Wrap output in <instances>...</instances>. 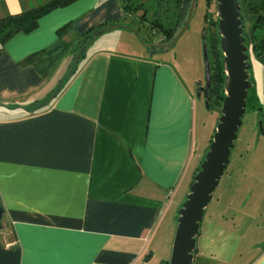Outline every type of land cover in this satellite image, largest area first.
Wrapping results in <instances>:
<instances>
[{"label": "crops", "instance_id": "obj_1", "mask_svg": "<svg viewBox=\"0 0 264 264\" xmlns=\"http://www.w3.org/2000/svg\"><path fill=\"white\" fill-rule=\"evenodd\" d=\"M48 1L0 0V19ZM144 5L74 0L4 44L0 264H146L157 233L166 254L171 250L177 210L202 160L195 137L200 83L169 46L153 49L121 35V44L97 47L116 40V31L133 34L127 22ZM70 22L76 33L113 25L94 36L60 88L59 61L47 76L21 61L53 46ZM245 264H264V243Z\"/></svg>", "mask_w": 264, "mask_h": 264}, {"label": "rangeland", "instance_id": "obj_2", "mask_svg": "<svg viewBox=\"0 0 264 264\" xmlns=\"http://www.w3.org/2000/svg\"><path fill=\"white\" fill-rule=\"evenodd\" d=\"M164 1L171 8H167L163 16L168 19L175 18L173 15L176 10L174 9L175 0ZM133 2H144L145 5L140 14L146 9L151 14V9L156 10L160 0H133ZM259 3V0H254L249 4L258 5ZM131 12L134 14L135 10ZM252 12L246 4L242 5L241 13L251 64L252 87L249 89L247 106L226 171L205 209L193 264H245L251 260L256 245L264 243V135L259 130V122L264 127V45H261L259 49H253L254 41L251 31L257 16L264 11L257 14ZM211 13L214 14L212 17L214 18L216 16L215 0H196L186 28L183 29L185 23L180 26L175 35L177 37L175 43L169 49L172 57L176 58L179 64L186 66L197 81L196 83L200 85L205 82L204 43L207 44L210 59L212 58L209 49L208 24L210 25V22H206L205 18L206 14L209 16ZM134 16L132 15L127 22V25L134 29L133 34L116 31L114 34L119 33V35L114 36V39L118 40L103 41L97 47L107 44L112 47L116 42L121 44V35H128L138 45L157 44L161 31L148 27L146 19L142 20L140 16L134 19ZM73 57V52L68 51L59 60L55 68L57 76L66 75ZM195 99L196 148L203 158L206 147L209 145L208 140L216 126L217 117L220 115L221 104L218 100H213L211 106L207 107L203 98L197 96ZM155 245V254L146 264H168L166 261L169 259L170 250L168 249L169 253L166 254L167 249H164L160 233H157L151 241L150 246Z\"/></svg>", "mask_w": 264, "mask_h": 264}, {"label": "water", "instance_id": "obj_3", "mask_svg": "<svg viewBox=\"0 0 264 264\" xmlns=\"http://www.w3.org/2000/svg\"><path fill=\"white\" fill-rule=\"evenodd\" d=\"M196 0H191L186 28L192 15ZM219 47L222 52L224 71L223 91L220 115L209 142L207 151L193 176L189 190L177 210L176 227L173 235L168 264H193L197 237L200 231L205 209L208 206L219 180L230 160L237 134L242 123L249 89L251 64L248 57V46L244 36L243 20L239 0H215ZM182 29V30H183ZM167 44H153L155 47H171L176 40ZM205 65L204 100L208 107V89L211 82V66L207 44H203ZM259 130L264 135V127L259 122ZM4 209L0 206V227Z\"/></svg>", "mask_w": 264, "mask_h": 264}, {"label": "trees", "instance_id": "obj_4", "mask_svg": "<svg viewBox=\"0 0 264 264\" xmlns=\"http://www.w3.org/2000/svg\"><path fill=\"white\" fill-rule=\"evenodd\" d=\"M74 0H51L45 4H42L38 7L26 10L16 15H8L0 19V52L4 47L6 41H8L13 35L18 32L28 33L35 29L38 25V21L41 17L49 13L50 11L65 6ZM175 0V18L168 19L167 17L163 16L165 11L168 10L167 8H171L165 1L160 0L158 9L154 10L149 17L146 15L147 11L141 14L140 18L146 19L149 26L152 29H159L161 31V35L163 38L160 40L161 44H167L174 41L175 35L182 24L185 23L189 6L191 1L187 0ZM190 1V2H189ZM254 2V0H239L240 2V10L242 11V5L246 4L250 11H253L252 14H257L261 11H264V0H259L260 3L251 5L249 3ZM216 3V2H215ZM162 8V9H161ZM138 8H135L137 11ZM161 9V10H160ZM258 9V10H257ZM177 13L181 14L179 16L176 15ZM257 19L254 21L252 26V38L254 41V50L261 48L260 44L264 42V39H261V36L264 37V27H261L260 22H264V12H261ZM206 22H210L209 26V49L211 50V59H210V66H211V82L208 89V104L211 106V101L218 100L219 104H221L224 91H223V82H224V71L222 65V52L219 47V33L217 29V16H214L211 13L209 16L205 15ZM164 17V18H161ZM211 19V20H209ZM243 20V16H242ZM244 22V21H243ZM113 24H104L94 29H90L84 33H76L74 31L72 23H67L66 25L62 26L58 29V41L53 45L45 49H40L35 51L34 53L27 56L25 59L21 61V64H33L35 68L44 76H47L50 69L68 52H73V62L69 65V71L66 73L65 76L59 79L60 88L63 85L65 79H67L76 69L80 63V60L83 58L85 54V50L87 45L90 44L94 36L99 35L100 33L108 30ZM215 28V29H214ZM70 32V33H68ZM257 33V34H256ZM70 35V39H66V35ZM258 36H260V40H258ZM163 41V42H162ZM153 49L155 47L151 45ZM167 46H164L160 49H164ZM210 58V57H209ZM252 81V78H250ZM59 88V89H60ZM51 97V96H50ZM49 97V98H50ZM48 98V99H49ZM249 98V97H248ZM46 99L44 101H38L37 103H33L28 109L26 110L28 114H34L40 110V108L46 105L51 99ZM248 100V99H247ZM211 140V139H210ZM208 148V147H207ZM203 160V158H202ZM201 160V161H202ZM201 163V162H200ZM200 165V164H199ZM228 165V164H227ZM227 167V166H226ZM199 169V166L197 170ZM226 171V169H225ZM224 171V172H225ZM193 181V179H192ZM192 183V182H191ZM2 208L3 206L0 205Z\"/></svg>", "mask_w": 264, "mask_h": 264}, {"label": "flooded vegetation", "instance_id": "obj_5", "mask_svg": "<svg viewBox=\"0 0 264 264\" xmlns=\"http://www.w3.org/2000/svg\"><path fill=\"white\" fill-rule=\"evenodd\" d=\"M186 1V3L188 2L187 0H185ZM191 1V0H190ZM189 1V2H190ZM179 13H177L176 15H178ZM182 14V13H181ZM181 14H179V16L181 15ZM258 24H260V26L261 27H264V22H260V23H258ZM243 29H244V36H245V27H244V23H243ZM257 34V33H256ZM245 38H246V36H245ZM258 38H259V40H260V36H258ZM261 39H264V37H262L261 36ZM261 45H264V42H262L261 44H260V46ZM252 47H253V49H254V45H252ZM262 47V46H261ZM208 49V48H207ZM200 86H205V82H204V84L203 85H198V87H197V89H196V93H198V89H199V87ZM199 97H201V98H203L204 99V92L201 90V93H200V96ZM208 97V96H207ZM208 106H209V104H208Z\"/></svg>", "mask_w": 264, "mask_h": 264}]
</instances>
